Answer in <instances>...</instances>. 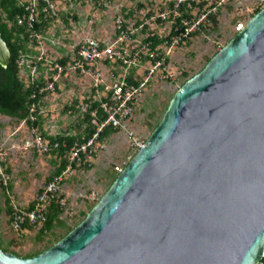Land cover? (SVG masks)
<instances>
[{"label": "water", "instance_id": "1", "mask_svg": "<svg viewBox=\"0 0 264 264\" xmlns=\"http://www.w3.org/2000/svg\"><path fill=\"white\" fill-rule=\"evenodd\" d=\"M11 49L0 32V63ZM264 255V7L176 91L86 217L0 264H258Z\"/></svg>", "mask_w": 264, "mask_h": 264}, {"label": "rangeland", "instance_id": "2", "mask_svg": "<svg viewBox=\"0 0 264 264\" xmlns=\"http://www.w3.org/2000/svg\"><path fill=\"white\" fill-rule=\"evenodd\" d=\"M171 1L179 3L184 0H109V6L97 8L89 16L75 14L63 17L65 25L53 29L56 32V43L48 42L44 46L51 55V61L40 64L44 82L51 81V77L58 74L54 70L55 64L59 62L57 58L60 53L67 51V46L73 44L72 39L86 34L101 38L114 35L115 20L119 13H122L126 25L135 31L138 39L148 34L170 37L174 15L178 14ZM195 1L196 6L192 12L205 25L197 28V34L174 47L168 70L153 77L151 84L140 95L133 117L125 128L121 127L104 141L105 148L98 151L91 161L93 167L86 168L89 162L76 163L66 172L61 193L67 202L60 216L64 226L57 224L41 236L37 227L28 230L13 228L7 211L6 195L10 197L11 204L15 202L28 207L26 205L34 201L51 179L60 160L52 152L41 153L34 147L24 149L25 141L32 136V127L24 120L0 112V144L8 152L7 165L12 184L7 194L0 186V238L9 250L22 256L44 250L80 223L87 215L84 213H88L97 204L121 172L118 168L124 169L140 149L139 143L144 144L148 139L163 118L176 91L190 77L200 72L235 36L238 21L252 17L258 8L264 7V0H205L204 6L203 0ZM210 10L217 23L206 21L204 15ZM90 19H93L92 23ZM21 63L20 76L26 82L27 71L23 68L31 60L23 59ZM64 65L66 67L58 77L55 89L47 91L41 99L38 114L42 124L37 128L47 135H83L87 126L84 118L92 77L80 68L71 69L68 62ZM185 73L189 76H185Z\"/></svg>", "mask_w": 264, "mask_h": 264}, {"label": "built area", "instance_id": "3", "mask_svg": "<svg viewBox=\"0 0 264 264\" xmlns=\"http://www.w3.org/2000/svg\"><path fill=\"white\" fill-rule=\"evenodd\" d=\"M16 2L20 8L16 20L19 25L24 26L25 32L21 36L27 37L28 41V51L22 53L20 65L23 64L21 63L23 59L31 60V63L23 68L27 71L26 83L36 84L41 93L53 90L58 77L66 67L60 62L55 64L54 70H57L58 74L52 76L51 81L44 82V85L37 83L38 80L43 79L40 71L43 68H40L37 62L44 65V61H51V55L44 46L48 42L56 43V32L53 29L65 25L63 17L75 14L89 16L95 9L109 6V0H16ZM250 18L238 21L236 33L246 26ZM89 22L92 23L93 19ZM115 28V34L107 38L93 34L79 35L76 39H72L74 42L67 46V51L60 53V57L57 58L68 59L71 69L80 68L82 72L91 74L92 88L87 97V107L90 102L97 101L105 114V119L99 123L98 112L92 111L93 121L98 125L97 131L91 137L75 141L68 148L64 154L68 160L66 168L62 173L52 176L42 187L32 207L12 203L10 216L15 230H22V226L26 223L39 229L43 227L54 200L64 207L67 200L62 196L61 191L66 172L73 168L74 163H91L95 154L105 148L106 144L100 140L99 132L106 125L126 127L134 115L140 95L151 84L153 77L159 72L168 70L167 65L174 47L186 39L190 31L187 29L186 32L171 35L170 38L154 46L150 38L157 34H148L143 39L136 38L135 31H131V27L126 25L122 13L116 17ZM40 102L31 105L28 116L31 121L37 120ZM59 144V141H55L52 145L42 131L32 127V136L25 141L23 147L24 149L34 147L41 153H49L52 146L58 147ZM139 145L141 147L144 144L139 143ZM7 160V149L0 144L1 187H8L10 183L11 175L7 171ZM118 170L122 171V168L119 167ZM258 264H264V255Z\"/></svg>", "mask_w": 264, "mask_h": 264}, {"label": "trees", "instance_id": "4", "mask_svg": "<svg viewBox=\"0 0 264 264\" xmlns=\"http://www.w3.org/2000/svg\"><path fill=\"white\" fill-rule=\"evenodd\" d=\"M176 1H171V5L174 6L175 11H178V14L174 15V23L172 25V29L170 32L171 35H177L181 32H186L187 29H191L193 26L196 28L191 29L189 31V35L193 36L197 34V28L202 27L205 23L202 21H198V17L194 15L192 12L194 6H196L195 0H184L183 2L177 3ZM176 4V5H175ZM205 4V0H203V6ZM262 8H258L255 13L260 11ZM20 11L19 6L17 5L16 0H0V32L2 37L6 40L7 44L11 49V58L7 66H3L0 63V112L4 115L10 116L12 118H16L18 120H26V123L29 127H37L41 126L40 115L37 114V120L31 121L28 116L30 113L31 105L34 102H40L42 97L46 92L41 93L39 91V87L36 84L26 83L23 78L20 76V59L22 53L28 51V41L27 37L23 38L21 34L25 32V28L22 25H19L16 20V15ZM198 21V22H197ZM206 21H213L217 23L216 17L214 13L210 10L207 11ZM187 22V23H186ZM170 38L169 36L166 38H162L158 35L152 36L150 39L153 40L154 46L160 44L165 39ZM186 38V39H187ZM26 39V40H25ZM59 62L62 64H66L68 59L61 58ZM40 67V62H37ZM185 76H189L188 73H185ZM37 83L39 85H44V80H38ZM96 110L98 112L97 121L102 123L105 119V114L103 110L100 109L99 103L97 101L90 102L86 111L84 121L87 122V126L85 127V133L83 135H68V134H57V135H47L45 132L43 133L47 136L52 145L55 141H59L60 144L58 147L51 148L50 152L57 155L60 160L59 166L55 169L54 175L62 173V171L66 168L68 164L67 158L64 157V154L68 150V148L77 140L82 141L85 138L91 137L97 131V123L93 121L94 115H92V111ZM159 124V123H158ZM120 130L118 127H114L112 125H106L100 132L99 138L100 140L105 141L108 137H110L113 133H116ZM43 132V131H42ZM66 144V145H64ZM97 154H95L96 156ZM76 163H74L75 165ZM87 169H91L93 167V163H88L85 165ZM7 171L9 172V168L7 165ZM52 178V177H51ZM4 193L7 194L8 189L12 188V184L9 183L8 187H3ZM6 206L7 211L11 214L12 204L11 199L8 195H6ZM33 206V202L29 205V207ZM64 212V207L56 200H54L50 208L48 210V217L43 227L39 229V236L44 235L46 232L52 230L57 224L64 226V221L60 218L61 214ZM87 213H84L86 215ZM33 227L32 225L26 223L22 226V230ZM72 228L69 229V231ZM68 231V232H69ZM67 232V233H68ZM64 236V235H63ZM63 236L58 238L61 239ZM57 240V241H58ZM1 246L5 251L14 252L9 250L8 247L4 245L3 240L1 239ZM49 247V246H48ZM47 247V248H48ZM46 249V248H45ZM42 250L36 251L34 253L29 254L28 256H32L38 254ZM20 255V254H18Z\"/></svg>", "mask_w": 264, "mask_h": 264}, {"label": "crops", "instance_id": "5", "mask_svg": "<svg viewBox=\"0 0 264 264\" xmlns=\"http://www.w3.org/2000/svg\"><path fill=\"white\" fill-rule=\"evenodd\" d=\"M31 203H29L28 205H26V206H28L29 207V205H30ZM26 230V229H25ZM28 230V229H27Z\"/></svg>", "mask_w": 264, "mask_h": 264}]
</instances>
